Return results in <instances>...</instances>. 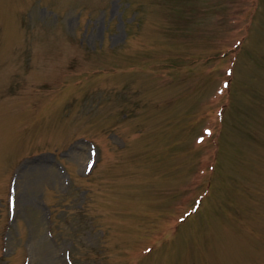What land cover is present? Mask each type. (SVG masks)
I'll return each mask as SVG.
<instances>
[{"label": "rangeland", "instance_id": "1", "mask_svg": "<svg viewBox=\"0 0 264 264\" xmlns=\"http://www.w3.org/2000/svg\"><path fill=\"white\" fill-rule=\"evenodd\" d=\"M135 262L264 264V0H0V264Z\"/></svg>", "mask_w": 264, "mask_h": 264}]
</instances>
